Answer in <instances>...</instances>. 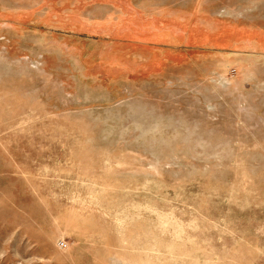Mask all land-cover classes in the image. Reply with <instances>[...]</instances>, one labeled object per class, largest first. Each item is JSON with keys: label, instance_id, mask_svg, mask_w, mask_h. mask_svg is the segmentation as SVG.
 <instances>
[{"label": "rangeland", "instance_id": "1", "mask_svg": "<svg viewBox=\"0 0 264 264\" xmlns=\"http://www.w3.org/2000/svg\"><path fill=\"white\" fill-rule=\"evenodd\" d=\"M0 264H264V0H0Z\"/></svg>", "mask_w": 264, "mask_h": 264}]
</instances>
